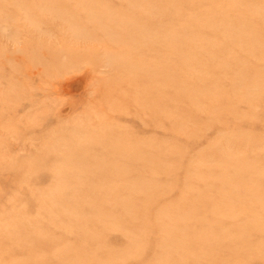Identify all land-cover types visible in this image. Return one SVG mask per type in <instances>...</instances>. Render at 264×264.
I'll return each instance as SVG.
<instances>
[{"label":"rangeland","instance_id":"1","mask_svg":"<svg viewBox=\"0 0 264 264\" xmlns=\"http://www.w3.org/2000/svg\"><path fill=\"white\" fill-rule=\"evenodd\" d=\"M55 1L0 0V264H164L168 259L170 264H194L193 260L189 262L187 252L178 246H168L169 240L163 237L176 221L172 213L177 212L188 225L197 219L200 224L192 226H196L199 234L194 236L199 237L202 234L199 230L212 222L215 213L227 210L218 202L219 192L204 184L219 188L224 174L239 172L241 159L258 163L257 172L248 182L255 187L264 183V0H190L194 5L186 0L180 6L181 12L165 20L168 27L183 35L198 36L223 63H233L236 57L235 73H242L244 65L240 62L248 60L245 67L248 70L241 74V84L236 88H252L249 100L236 103L237 114L232 111L213 114L209 112L211 109L197 111L190 102L182 103L179 112H175L179 120L174 121L178 124L173 121L178 127L175 124L171 127L169 121L155 123L131 104H118L113 109L104 105L102 86L104 79L113 75L111 58L102 45L96 42L84 45L81 38L79 42L73 39L77 32L85 35L87 29H92L87 28L86 14L78 10L77 2L67 5L60 2V6L51 7ZM112 2V8H119V0ZM215 9L228 19L231 30H239L241 23L246 24L257 45L253 47L252 43L241 38L234 40L219 31L197 30L192 21ZM66 11L74 12V18L70 20ZM238 19L239 25L235 22ZM233 20L235 24L231 23ZM156 25L154 22L151 27ZM235 42L245 46L237 50ZM90 44L96 50L94 59L83 53ZM190 53L194 54L193 49ZM116 56L120 61L124 59V54ZM217 89L212 87L210 92L225 94L228 90ZM205 107H210L208 102ZM99 115L129 129L138 138L161 141L163 162L154 168L163 174H141L143 164H136L137 171L123 172L120 177L131 185L142 182L159 191L156 196L151 191L148 194L141 191L135 204L127 206L134 214L144 212L152 226L147 228L132 218L117 222L106 218L94 225L95 241L89 242L74 228L73 215L68 212L69 208H78L71 196L78 184L63 185L56 168L61 163L59 154L72 148L74 139L70 132L88 118L96 120ZM107 159L113 164L119 161L113 155ZM88 179L89 193L79 206L80 217L99 208L98 196L111 194L124 199L128 195L127 190L108 191L98 174L87 176ZM52 198L57 201L51 202ZM146 200L150 205L143 208L142 201ZM235 208L247 210L242 203ZM114 217L118 215L115 213ZM241 219L236 222L241 223ZM234 223L225 221L229 230ZM251 244L262 245V255L253 251L250 254L241 247L236 250L235 264H264V234H254ZM66 247L70 250L60 261L58 255ZM195 261L234 264L210 256Z\"/></svg>","mask_w":264,"mask_h":264},{"label":"bare ground","instance_id":"2","mask_svg":"<svg viewBox=\"0 0 264 264\" xmlns=\"http://www.w3.org/2000/svg\"><path fill=\"white\" fill-rule=\"evenodd\" d=\"M75 1L78 10L86 14L84 21L88 24L87 28L92 29H87L85 35L77 32L76 36H78L73 39L78 41L81 38L82 43L96 42L102 45L113 64V75L109 79L106 78L107 80L104 79L102 86L104 105L110 109L117 107L118 104L119 106L123 103L131 104L136 106L140 112L147 114L153 122L169 121L172 127L175 123L178 124L176 121L179 119L175 117V112H179L178 109L184 102H190L197 111L201 109L208 112L211 109L209 112L213 114L225 111L237 114L236 103L249 100L251 86L249 89L247 87L236 88L241 84V74L248 70V67L245 68L248 60L240 62L244 65L241 67L240 72L242 73H235L237 70L234 67L237 65L236 57L233 63H223L216 56L215 50L209 51L198 36H186L174 27L167 26L165 20L181 12L180 6L186 0H145V2L119 0V8L111 7L110 2L113 3V0H56L51 7L60 6V2L67 5ZM188 2L192 3L190 0ZM74 12L66 11L70 20L74 18ZM239 20L235 22L238 23ZM154 22L157 23L156 27H151ZM235 22L233 20L231 23L235 24ZM192 23L200 32L219 31L234 40L241 38L242 41L254 44L253 47L257 45L253 41L252 34L247 31L246 24L238 23L240 31L231 30L227 26L228 19L220 16L216 9L203 13L200 19L193 20ZM82 26L80 23L79 29H82ZM182 28L184 32L189 33L186 26ZM247 37L251 40L246 39ZM235 43L234 48L237 50L245 46L240 42ZM90 47H92L91 44ZM90 47L83 53L94 59L96 50ZM191 49L194 51L192 56H190ZM224 49L221 48L220 51ZM120 53L124 54L122 61L116 56ZM256 65L257 63L254 66ZM212 87H218L217 91H224L220 90L221 88L228 90L224 91L225 94L218 92L213 95L210 92ZM198 96L202 97V100H196ZM206 102L210 107H205ZM188 118L192 117L188 115ZM174 119L177 120L174 121ZM71 132L74 139L72 148L59 154L61 163L56 168V172L61 183L66 187L72 183L78 184V187L72 190L71 195L78 208L72 207L68 210L73 215L74 228L82 233L86 241L93 242L95 241L94 225L106 218L114 219L116 222L118 219L132 218L144 223L147 228L152 226L153 223L144 212L134 214L128 207L135 204L134 200L141 191L145 194L151 191L154 196L159 191L142 182L139 185H131L127 179L120 177L123 172L137 171L136 164H143L142 169H139L141 174H147V172L163 174V171L154 168L163 162L164 154L160 152V145L163 143L155 138L146 140L138 138L129 129L101 115L96 116V120L88 118L77 130ZM111 155L118 158L117 164L107 159ZM238 162L239 172L234 175L224 174L219 182V188L208 187L204 184L208 189L211 188L209 190L216 189L219 192L221 198L218 202L223 204L228 212L215 213L212 222L199 230L202 232L201 236L195 237L199 234L196 232V226H192L193 223L200 224L197 219L192 220L191 225H188L177 212L172 213L173 218L176 219L175 223L173 222L176 226H173V223L170 224V229L164 232L163 237L169 240L168 246H178L187 252L189 262L193 260L194 264H197L198 261L195 260L199 257L210 256L220 257L235 264L236 250L241 247L247 248L250 254L253 251L255 255L258 253L262 255V245H252L251 238L257 233L264 234V183L260 187H255L248 182L257 172L258 163H248L245 159ZM93 173L98 174L104 186L108 187V191L113 188L127 190L128 195L124 199L111 194L108 197L97 195L99 208L91 215L84 212L80 217L79 206L89 193L86 187L89 184L87 176H93ZM210 183L208 179L207 184ZM90 197L93 200V196ZM59 198L62 201L61 195ZM55 200L51 202L55 203L57 201ZM235 200L246 205L247 210L235 208L240 204L235 203ZM142 205L143 208H147L150 202L142 201ZM66 206L68 207L67 204ZM244 212L246 215H243ZM115 213L118 215L117 218L114 217ZM238 219H241V223L236 222ZM227 220L235 222L230 230L225 225ZM69 250L70 247H66L60 251L58 255L60 261ZM196 251L199 254H196ZM175 252L178 251L175 249ZM179 254L182 252L180 251ZM164 264H170V260H166ZM219 264L225 263L220 262Z\"/></svg>","mask_w":264,"mask_h":264}]
</instances>
